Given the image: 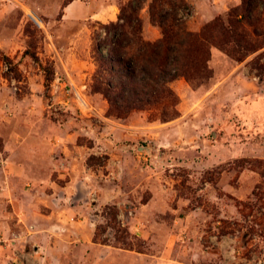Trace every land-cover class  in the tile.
<instances>
[{
	"label": "rangeland",
	"instance_id": "obj_1",
	"mask_svg": "<svg viewBox=\"0 0 264 264\" xmlns=\"http://www.w3.org/2000/svg\"><path fill=\"white\" fill-rule=\"evenodd\" d=\"M128 1L0 0V131L82 127L83 189L95 205L89 240L59 234L42 238L40 251L15 220L0 223V264H264V81L250 66L264 47L237 62L212 46L208 78L170 83L173 119L108 116L93 87V37ZM139 1L142 37L155 41L161 29L150 19L151 0ZM225 1L158 7L199 31L241 3ZM256 2L261 9L264 0ZM20 251L33 256L21 262Z\"/></svg>",
	"mask_w": 264,
	"mask_h": 264
},
{
	"label": "trees",
	"instance_id": "obj_2",
	"mask_svg": "<svg viewBox=\"0 0 264 264\" xmlns=\"http://www.w3.org/2000/svg\"><path fill=\"white\" fill-rule=\"evenodd\" d=\"M139 2L124 4L117 21L100 25L104 35L97 32L93 37L98 63L93 87L106 99L108 116L125 119L149 111L150 120L173 119L178 115L177 96L170 83L179 77L190 83L208 78L212 46L237 62L264 47V4L259 9L256 0H241L199 31L189 30L173 13H160L158 0H151L150 19L161 29L155 41L142 37ZM263 56L264 51L258 53L250 66L264 81Z\"/></svg>",
	"mask_w": 264,
	"mask_h": 264
},
{
	"label": "crops",
	"instance_id": "obj_3",
	"mask_svg": "<svg viewBox=\"0 0 264 264\" xmlns=\"http://www.w3.org/2000/svg\"><path fill=\"white\" fill-rule=\"evenodd\" d=\"M81 128L10 127L6 134L0 131V223L9 227L15 220L24 242L38 251L42 238L51 240L61 234L86 241L91 237L88 216L95 205L83 189L89 174L84 147L76 143ZM109 128L112 132L121 129ZM60 163L68 166L63 172ZM96 197L99 206L102 196ZM64 221L69 222L68 227ZM62 228L69 233H62ZM30 255L20 251L19 261Z\"/></svg>",
	"mask_w": 264,
	"mask_h": 264
},
{
	"label": "bare ground",
	"instance_id": "obj_4",
	"mask_svg": "<svg viewBox=\"0 0 264 264\" xmlns=\"http://www.w3.org/2000/svg\"><path fill=\"white\" fill-rule=\"evenodd\" d=\"M34 18H35V16L34 15H32Z\"/></svg>",
	"mask_w": 264,
	"mask_h": 264
}]
</instances>
